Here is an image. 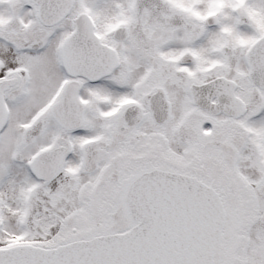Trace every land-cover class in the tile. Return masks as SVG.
<instances>
[{
	"label": "snow or ice",
	"instance_id": "6c2138e0",
	"mask_svg": "<svg viewBox=\"0 0 264 264\" xmlns=\"http://www.w3.org/2000/svg\"><path fill=\"white\" fill-rule=\"evenodd\" d=\"M0 264H264V0H0Z\"/></svg>",
	"mask_w": 264,
	"mask_h": 264
}]
</instances>
